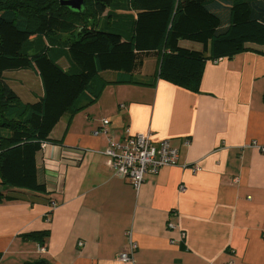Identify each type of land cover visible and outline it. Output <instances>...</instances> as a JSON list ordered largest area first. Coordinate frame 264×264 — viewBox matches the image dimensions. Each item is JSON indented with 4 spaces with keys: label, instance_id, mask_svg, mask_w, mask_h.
I'll return each instance as SVG.
<instances>
[{
    "label": "crops",
    "instance_id": "1",
    "mask_svg": "<svg viewBox=\"0 0 264 264\" xmlns=\"http://www.w3.org/2000/svg\"><path fill=\"white\" fill-rule=\"evenodd\" d=\"M247 47L207 61L198 92L158 77L161 51L133 74L102 72L97 101L65 115L37 155L46 192L0 203V264H264V45ZM126 127L178 150L138 189L103 154ZM131 242L134 261H121Z\"/></svg>",
    "mask_w": 264,
    "mask_h": 264
},
{
    "label": "trees",
    "instance_id": "2",
    "mask_svg": "<svg viewBox=\"0 0 264 264\" xmlns=\"http://www.w3.org/2000/svg\"><path fill=\"white\" fill-rule=\"evenodd\" d=\"M188 40L202 50L180 46ZM264 45V0H0V203L45 193L37 155L65 116L94 104L104 71L133 74L160 51L158 77L194 92L209 60ZM32 69L43 91L24 101L7 79ZM43 240L48 231L27 234Z\"/></svg>",
    "mask_w": 264,
    "mask_h": 264
},
{
    "label": "built area",
    "instance_id": "3",
    "mask_svg": "<svg viewBox=\"0 0 264 264\" xmlns=\"http://www.w3.org/2000/svg\"><path fill=\"white\" fill-rule=\"evenodd\" d=\"M108 123L109 121L104 119L103 127L95 131V135H106L105 127ZM107 142V147L103 150L107 164L118 176L127 178L137 189L147 174H157L162 167L176 165L178 161V150L171 146L170 140L166 138L155 144L151 131L135 133L126 127L121 136H111ZM47 145L48 142H44L42 149ZM192 169L197 172L201 167L194 165ZM135 249L136 244L131 242L130 248L120 252L118 258L124 262H133ZM40 250L43 251L44 248Z\"/></svg>",
    "mask_w": 264,
    "mask_h": 264
},
{
    "label": "rangeland",
    "instance_id": "4",
    "mask_svg": "<svg viewBox=\"0 0 264 264\" xmlns=\"http://www.w3.org/2000/svg\"><path fill=\"white\" fill-rule=\"evenodd\" d=\"M198 48H201L200 45H196ZM23 79L21 81L18 80L19 77L13 76L11 78L12 85L17 87L20 94L25 97L26 101L35 102L38 100L40 93L43 91L42 83L39 75L32 69H25L22 71ZM17 74V73H8V75ZM134 79H138L137 76H133Z\"/></svg>",
    "mask_w": 264,
    "mask_h": 264
},
{
    "label": "water",
    "instance_id": "5",
    "mask_svg": "<svg viewBox=\"0 0 264 264\" xmlns=\"http://www.w3.org/2000/svg\"><path fill=\"white\" fill-rule=\"evenodd\" d=\"M61 4L72 10L80 11L85 5V0H61Z\"/></svg>",
    "mask_w": 264,
    "mask_h": 264
}]
</instances>
